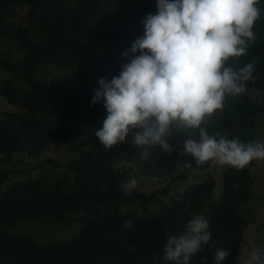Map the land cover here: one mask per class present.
Segmentation results:
<instances>
[{"label": "trees", "instance_id": "trees-1", "mask_svg": "<svg viewBox=\"0 0 264 264\" xmlns=\"http://www.w3.org/2000/svg\"><path fill=\"white\" fill-rule=\"evenodd\" d=\"M256 7L260 18L252 28L254 42L246 55L226 62L234 69L254 63V78L246 82L243 94L226 96L219 116L201 126L218 138L226 133L228 139L245 144L256 139L255 118L264 114V105L247 95L255 90L264 99V0H259ZM156 11V0H0V41L9 40L27 52L15 63L0 58V66L8 72L19 71L22 83L29 87L24 94L13 90L10 80L0 87L5 102L21 109L6 113L0 123V161H9L15 153L25 154L27 159L39 158L54 143L84 136L88 129L90 133L71 148H81L76 157L60 166L49 161L74 176L63 195L47 184L43 174L33 178L28 176L29 170L0 169V264H165L162 251L168 235L182 233L192 215H200L206 208L215 243L204 246L191 264H205L204 257L207 264H212L218 247L230 249L222 264H238L247 226L239 209L251 196L253 160L244 168L227 166L221 172V196L213 203L216 185L210 168L217 162L198 164L190 154H182L183 150L168 153L159 146L150 149V157L143 160L131 134L123 143L104 150L95 136L106 118L103 101L91 104V95L79 84L82 80L47 83L35 76L38 66L65 68L69 64L79 70L89 65L98 78L109 73L118 75L133 56L121 54L144 35L142 20L146 14ZM15 18L21 20L17 25L11 22ZM68 126L84 129L71 132ZM187 138L198 140L199 130L182 132L174 127L167 141L175 145ZM181 156L188 158L187 169L205 171V177L186 184L169 204L162 203L161 198L169 196L178 181L188 179L186 169L160 189L146 194L135 188L129 195L123 186L127 174L115 168L126 157L134 158L139 162L140 175L163 179L177 167ZM23 175L26 177L18 179ZM60 179L64 181L59 178L57 182ZM4 181L9 184L2 189ZM155 203L160 204L159 210L147 212ZM131 205L137 211L121 210ZM44 217L65 227L82 220L87 225L71 240L48 246L29 235L8 231L17 223ZM125 220H132L133 226L126 228Z\"/></svg>", "mask_w": 264, "mask_h": 264}, {"label": "clouds", "instance_id": "clouds-1", "mask_svg": "<svg viewBox=\"0 0 264 264\" xmlns=\"http://www.w3.org/2000/svg\"><path fill=\"white\" fill-rule=\"evenodd\" d=\"M258 2L156 0V13L142 20L144 35L121 54L132 53L130 61L110 80L100 78L94 90L90 103L103 101L106 110L102 127L95 132L103 149L123 143L131 134L143 160L157 146L171 153L167 137L175 127L182 132L199 130L198 140L185 139L182 153L198 164L213 160L244 168L254 159H264V142L218 138L201 127L207 117L223 109L226 96L243 94L246 82L254 78V63L234 69L226 62L246 55L254 42ZM136 186L131 177L125 184L127 194ZM133 223L125 220L124 226L131 228ZM209 227L205 217L194 214L182 233L168 235L162 251L165 264H191L212 241ZM229 255V248H215L212 264H222ZM203 259L207 264V257ZM244 264H264V249L252 246Z\"/></svg>", "mask_w": 264, "mask_h": 264}, {"label": "rangeland", "instance_id": "rangeland-1", "mask_svg": "<svg viewBox=\"0 0 264 264\" xmlns=\"http://www.w3.org/2000/svg\"><path fill=\"white\" fill-rule=\"evenodd\" d=\"M24 11L20 12L23 15ZM14 25L21 22L20 18H15L11 21ZM24 23V22H23ZM25 50H19L16 46L9 40L0 41V58L7 60L9 63H15L23 59L26 55ZM76 65L69 64L65 68H56L54 66L43 65L38 66L35 72V76L39 81H46L47 83L52 81H63V82H73L79 83L80 80L81 87L87 89V93L93 97L94 90L97 89L98 80L101 77H96V75L89 65L84 69H75ZM110 80L114 74L109 73L103 75ZM6 80H10L12 85L11 88L15 91L24 94L29 91V87L24 85L21 81L20 73L17 70H11V72L5 71L4 68L0 66V87L2 83ZM85 82H84V81ZM252 101L258 104L264 105V99L259 91L251 90L247 93ZM21 109L18 106H11L0 96V123L3 121L4 115L10 112H20ZM220 111H216L210 117H207L204 123H208L214 118L219 116ZM255 121L257 123V129L255 131L256 139L251 141H261L264 142V114H259L256 116ZM205 125V124H202ZM201 125V126H202ZM68 129L72 131H80L84 127H73L68 126ZM88 129V128H85ZM84 136L77 135L76 137L70 138L63 143H54L46 148L39 158L27 159L25 154L15 153L11 156V159L7 162L0 161V169L2 170H29L30 177H38L43 174L47 184L51 188H55L61 195L67 192L69 186L72 185L74 181V176L71 173L66 172L61 167H56L50 162H55L60 166L65 161L76 157L78 151L81 150H71L73 145L79 141L86 140L90 135L89 129L86 130ZM220 137L227 138L226 133H222ZM228 139V138H227ZM184 142L171 145L173 152L178 150H183ZM71 150V151H70ZM50 161V162H49ZM254 165L250 169V184L249 190L251 192L250 198L241 205L240 213L247 219V226L243 230V243L241 245L238 264H244L248 253L250 252L252 246L264 249V159H254ZM27 163V166L25 164ZM188 158L181 156L178 159L177 167L163 179L158 178H147L139 174L140 165L138 160L134 158H128L119 161L115 168L118 172H125L127 174V180L124 182L123 186L125 188L126 182L131 178L135 177L137 180L136 189L143 193H150L153 190L162 188L172 177L181 175L185 169L187 170L188 179L184 181H178L175 184L174 189L171 190L169 196L161 198L162 203H170L172 199H177L183 187L186 184L193 182H199L205 177V171H193L187 169ZM38 166L37 168H34ZM26 167V168H24ZM227 167V165H220L217 163L214 167L210 168L212 177L215 181L214 197L212 202L216 203L221 196V172ZM26 175L18 176V179L24 178ZM59 178H63V180ZM55 183L58 185L55 186ZM88 183V182H87ZM85 183V186H87ZM9 183L4 181L2 184V189H5ZM126 190V189H125ZM176 193V194H174ZM158 203L150 206L147 212H153L159 210ZM122 211L133 210L137 211L136 206L131 205L128 207L121 208ZM141 212V211H140ZM207 220L209 219L210 211L208 208L204 209L201 214ZM87 225L85 220L76 222L72 225L63 226L56 223L50 217H44L37 221H31L26 223H17L11 226L8 231L11 234H23L31 236L38 244L43 246H48L51 244L60 243L63 241L71 240L83 227Z\"/></svg>", "mask_w": 264, "mask_h": 264}]
</instances>
